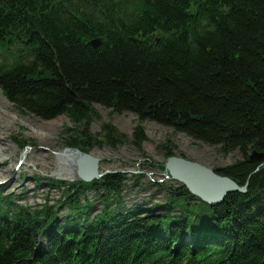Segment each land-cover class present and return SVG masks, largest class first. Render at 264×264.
Masks as SVG:
<instances>
[{"label": "trees", "instance_id": "obj_1", "mask_svg": "<svg viewBox=\"0 0 264 264\" xmlns=\"http://www.w3.org/2000/svg\"><path fill=\"white\" fill-rule=\"evenodd\" d=\"M0 90L20 112L69 117L64 144L85 152L123 137L89 131L94 104L238 149L219 173L246 184L217 204L171 184L145 210L119 207L122 171L35 175L62 189L38 208L0 184V264H264V0H0Z\"/></svg>", "mask_w": 264, "mask_h": 264}, {"label": "rangeland", "instance_id": "obj_2", "mask_svg": "<svg viewBox=\"0 0 264 264\" xmlns=\"http://www.w3.org/2000/svg\"><path fill=\"white\" fill-rule=\"evenodd\" d=\"M2 97L5 98L0 91ZM93 107L88 129L96 134L97 139H103L106 123L113 125L117 133L123 135L122 141L116 145L100 142L88 151L100 157V170L122 171L126 175L119 207L145 210L157 202L163 203L169 185L180 183L167 178L161 166L151 162L163 163L168 148L173 154L195 160L212 169H221L242 158L238 149L223 152L218 146L204 144L185 133L174 131L172 127L151 120L139 123L136 114L132 112L113 113L99 104ZM0 111V184L18 196L20 204L29 208H38L46 202L53 203L62 198V189L49 183L36 184L33 177L48 174L69 181L62 175L61 169L65 170V167L60 165L58 156L54 154L67 146L64 140L68 135L63 130L72 125L69 117L61 114L51 119H40L20 112L6 98ZM6 115H10V119ZM139 124L143 127L144 138L136 146L133 133ZM32 127L43 128L46 138L37 135ZM21 139L27 140V144L20 146L18 141ZM23 149L26 151L21 158ZM156 182L159 186L155 185ZM86 194L93 201L92 212L99 211L102 203L91 190H87ZM66 208L62 205L58 213L64 215Z\"/></svg>", "mask_w": 264, "mask_h": 264}, {"label": "water", "instance_id": "obj_3", "mask_svg": "<svg viewBox=\"0 0 264 264\" xmlns=\"http://www.w3.org/2000/svg\"><path fill=\"white\" fill-rule=\"evenodd\" d=\"M89 43L97 47L102 43V37L92 38ZM25 151V149L22 150L21 158L25 155ZM54 154L60 157L61 160L58 161L60 165L71 171L70 178H68L70 181L90 182L112 172L100 170V157L77 147L64 146ZM262 155L261 152L252 151L250 158L257 159ZM163 171L167 178L184 184L191 194L209 204L220 203L228 192L246 191V184L240 186L231 177L220 174V168L212 169L200 162L176 154L165 158Z\"/></svg>", "mask_w": 264, "mask_h": 264}, {"label": "bare ground", "instance_id": "obj_4", "mask_svg": "<svg viewBox=\"0 0 264 264\" xmlns=\"http://www.w3.org/2000/svg\"><path fill=\"white\" fill-rule=\"evenodd\" d=\"M1 100H0V106H1V104H2V102L3 101H5V98H0ZM6 103V102H5ZM4 105V104H3ZM4 114H6V113H4ZM2 115V112L0 111V116ZM7 117V119H10V115H6ZM14 117V116H13ZM32 129L37 133V135H39L41 138H46V131L43 129V128H35V127H32ZM58 160L60 161L61 159H60V157L58 156ZM62 162V161H61ZM2 169V168H1ZM61 171H62V175L65 177V178H70V174H71V171L67 168V167H65V170H63V169H61Z\"/></svg>", "mask_w": 264, "mask_h": 264}]
</instances>
